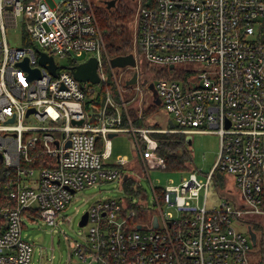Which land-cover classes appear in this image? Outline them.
Masks as SVG:
<instances>
[{"label":"built area","instance_id":"1","mask_svg":"<svg viewBox=\"0 0 264 264\" xmlns=\"http://www.w3.org/2000/svg\"><path fill=\"white\" fill-rule=\"evenodd\" d=\"M54 1L0 0V182L15 201L0 207V264H31L26 219L56 224L79 190L105 181H117L126 196L86 210L85 239L70 242L82 262L264 264V0H141L132 24L136 65L128 66L138 80L124 86L96 1ZM42 53L54 58L56 73ZM57 55L69 64L60 66ZM91 57L100 80L81 82L73 67ZM25 60L39 77L29 78ZM141 82L170 118L137 128L132 161L112 160L109 134L130 131L131 99L121 90L137 92ZM155 132L218 134L220 154L206 179L190 159L178 184L155 185L150 171L167 169ZM212 186L219 202L209 200Z\"/></svg>","mask_w":264,"mask_h":264},{"label":"rangeland","instance_id":"2","mask_svg":"<svg viewBox=\"0 0 264 264\" xmlns=\"http://www.w3.org/2000/svg\"><path fill=\"white\" fill-rule=\"evenodd\" d=\"M47 1L51 6L56 5L54 0ZM117 3L134 10L131 20L127 21L130 28L128 33L133 38L134 28L132 21L136 15L139 0H117ZM96 5L108 9L104 0H96ZM84 56L86 57L87 55L85 54ZM56 59L60 66L69 64V59L66 57L57 55ZM143 67V70H148L149 65L145 64ZM114 70L117 73L120 86H124L126 79L134 73L133 69L128 66L122 68L116 67ZM143 78H147L144 72ZM95 87L100 90L102 89V84H96ZM145 87V83L141 82L140 89L137 92L135 88H131L128 91L121 90L125 100L131 99L127 102L124 109V123L130 131L121 132L112 137V160H115L119 155L128 156L130 161L134 159L136 150L135 141L137 139L134 132L139 136L137 128L147 127L151 129L167 125V120L170 116L162 108L152 104ZM115 97L118 100L122 99L118 93H116ZM156 133L159 132H155L154 134ZM187 140L192 153V166L197 169L200 177L206 179L205 173L211 170L220 154V136L216 133L196 132L192 133V136H189ZM186 165V168H181L180 170L152 169L150 171V179L155 185L178 184L184 176L189 174V171L182 170L190 169L191 162L188 160ZM137 166L140 168L139 163H137ZM228 178L231 179L230 176ZM141 182L147 190L148 199L151 202L153 192L150 180L144 176ZM124 196H126V193L117 181L100 182L99 184L89 185L79 190L72 201L68 203L57 217L56 224H49L38 218H33L32 222L26 219L23 233L34 245L31 264H88L82 262L75 254H72L73 248L70 245L71 241L83 242L85 239L88 227L79 224L82 214L99 199ZM129 196L137 201L139 200V197L135 194ZM209 196L210 201L219 202V197L215 193L213 186L211 187ZM170 211L176 214L175 208H171Z\"/></svg>","mask_w":264,"mask_h":264},{"label":"trees","instance_id":"3","mask_svg":"<svg viewBox=\"0 0 264 264\" xmlns=\"http://www.w3.org/2000/svg\"><path fill=\"white\" fill-rule=\"evenodd\" d=\"M95 7L110 56L113 58L131 53L133 44L132 37L128 33L130 28L127 23L131 20L134 10L125 5H120V3H116L115 6L108 9L96 4ZM154 135L159 141L158 152L166 157L167 169L186 168V162L190 161L192 156L185 133L159 132ZM101 139L99 135L98 140ZM100 145H102V142H100ZM131 184L130 182L128 185ZM14 205L15 201L8 195L7 187L0 182V207ZM35 214L37 213L35 212ZM143 214L145 215V213Z\"/></svg>","mask_w":264,"mask_h":264},{"label":"water","instance_id":"4","mask_svg":"<svg viewBox=\"0 0 264 264\" xmlns=\"http://www.w3.org/2000/svg\"><path fill=\"white\" fill-rule=\"evenodd\" d=\"M107 5L108 8H111L113 6L116 5L117 0H105L104 1ZM40 61L41 63L45 64L47 63V61H49V63L47 64V66L49 67V69L53 72L56 73V63L54 62V58L52 56H48L46 53H42L41 57H40ZM111 63L114 67H126V66H135L136 65V60H135V56L133 53H127V54H123V55H118L115 56L111 59ZM22 66H24L26 69L30 70V75L29 78L32 77H39L40 76V71L38 69H31L28 65V60H25L24 62L21 63ZM98 60L96 57H91L89 58L87 61L82 62L77 64L75 67H73V74L76 77V79H78L79 81L83 82V81H91L93 83L99 82V75L97 72L98 69ZM138 80V72L135 71L133 76L128 79L126 81V85L129 84H134L136 83ZM151 88L153 87L150 86ZM155 102L156 103H160L159 99L156 97L155 98ZM29 113V112H28ZM74 122H77L79 124H81L83 122V120H74ZM169 125L171 127L174 126L173 121L169 122ZM116 133L111 132L109 135L111 137H113ZM188 139V137H187ZM68 145H70V141L67 143ZM87 217H88V212L86 211L83 215L81 220L79 221V224L81 226H83L84 224H86L87 222ZM156 221V219H155ZM250 232L252 235V238L255 242L256 239V235L255 232L251 230L250 228Z\"/></svg>","mask_w":264,"mask_h":264},{"label":"flooded vegetation","instance_id":"5","mask_svg":"<svg viewBox=\"0 0 264 264\" xmlns=\"http://www.w3.org/2000/svg\"><path fill=\"white\" fill-rule=\"evenodd\" d=\"M140 2H141V0H139V4H140ZM139 4H138V5H139ZM137 7H138V6H137ZM134 18H135V17H134ZM134 18H133V19H134ZM132 23H133V21H132Z\"/></svg>","mask_w":264,"mask_h":264}]
</instances>
